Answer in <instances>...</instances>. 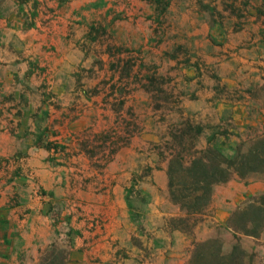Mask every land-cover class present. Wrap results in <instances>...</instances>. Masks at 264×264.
<instances>
[{"label": "rangeland", "instance_id": "rangeland-1", "mask_svg": "<svg viewBox=\"0 0 264 264\" xmlns=\"http://www.w3.org/2000/svg\"><path fill=\"white\" fill-rule=\"evenodd\" d=\"M58 1L59 53L35 60L7 42L25 47L40 12L31 0H0V109L10 104L21 116L40 99V139L70 162L71 186H124L137 228L130 252L145 255L126 264H188L212 239L233 264H264V221L255 236L230 228L243 226L240 209L264 203V0ZM22 61L28 69L15 71ZM179 128L199 149L217 134L212 146L233 148L246 172L213 186L196 217L170 195V136ZM245 153L253 171L241 165ZM84 218L91 233L105 229L101 215ZM69 239L40 250L55 244L69 264ZM119 240L107 264L130 258ZM52 254L22 255L20 264H60Z\"/></svg>", "mask_w": 264, "mask_h": 264}, {"label": "crops", "instance_id": "crops-1", "mask_svg": "<svg viewBox=\"0 0 264 264\" xmlns=\"http://www.w3.org/2000/svg\"><path fill=\"white\" fill-rule=\"evenodd\" d=\"M30 3L36 8L33 11L40 13L35 18V27L22 38L26 46L10 40L8 49L14 45V53L24 51L35 60L38 56L56 55L59 53V1L31 0ZM27 63H16L20 68L15 71L25 72ZM23 82L27 83L28 79ZM9 105L3 104L0 109V264H20L22 255H35L53 242L65 243L62 241L65 237L72 238L65 244L70 250L69 264H107L113 256L111 240L119 239L122 247L128 246L130 258L123 259L125 264L137 262L132 256L144 257L138 249L133 250L136 253L130 252L137 228L130 223L124 186L107 185L104 189L103 185L95 189L88 182L71 186L70 162L59 163V151L45 146V137L40 139L46 127L41 126L42 112H37L40 99L23 110L21 116L16 114L17 110L9 109ZM56 117L59 116L51 115L48 120ZM60 138L58 134L51 141L59 144ZM77 156L83 158L80 154ZM70 161L76 162V156ZM99 215L105 220V229L95 235L84 217Z\"/></svg>", "mask_w": 264, "mask_h": 264}, {"label": "trees", "instance_id": "trees-1", "mask_svg": "<svg viewBox=\"0 0 264 264\" xmlns=\"http://www.w3.org/2000/svg\"><path fill=\"white\" fill-rule=\"evenodd\" d=\"M196 132L199 135L201 129L197 128ZM186 135L183 128H179L174 135L170 136L174 143L170 146L169 153V188L173 201L186 211V216L196 217L202 215L209 206L213 186L229 181L233 174L246 172H240L239 157L229 153V150L232 151L233 148L230 147L228 150L225 144L212 146L217 134L212 136L208 141V146L204 149L186 146L184 141ZM240 162L242 167L249 169L247 171H253L246 153L241 156ZM262 200H264V196ZM262 205L264 203L259 202V206L249 205L240 209L239 213L235 214V218H240L243 226L240 227L235 223L230 228L235 232L241 231L245 235H257L262 228L261 223L264 221ZM247 215H251L254 219L243 220V217ZM217 244V240L214 239L197 244L188 264H233L221 248H217ZM57 249L58 251H56ZM59 250L53 244L49 249L40 250L39 253L41 256H48L50 251H53L52 255L59 252L60 264H67L66 252Z\"/></svg>", "mask_w": 264, "mask_h": 264}, {"label": "built area", "instance_id": "built-area-1", "mask_svg": "<svg viewBox=\"0 0 264 264\" xmlns=\"http://www.w3.org/2000/svg\"><path fill=\"white\" fill-rule=\"evenodd\" d=\"M98 223V221H96V224Z\"/></svg>", "mask_w": 264, "mask_h": 264}]
</instances>
